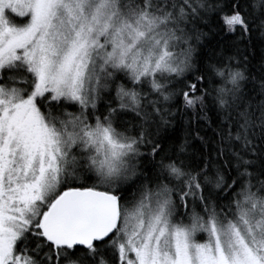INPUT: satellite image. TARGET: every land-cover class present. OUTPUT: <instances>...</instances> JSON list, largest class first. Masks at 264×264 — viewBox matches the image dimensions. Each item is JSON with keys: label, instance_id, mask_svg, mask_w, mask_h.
I'll return each instance as SVG.
<instances>
[{"label": "snow or ice", "instance_id": "6c2138e0", "mask_svg": "<svg viewBox=\"0 0 264 264\" xmlns=\"http://www.w3.org/2000/svg\"><path fill=\"white\" fill-rule=\"evenodd\" d=\"M254 34L264 0H0V264H264Z\"/></svg>", "mask_w": 264, "mask_h": 264}, {"label": "trees", "instance_id": "16d2710c", "mask_svg": "<svg viewBox=\"0 0 264 264\" xmlns=\"http://www.w3.org/2000/svg\"><path fill=\"white\" fill-rule=\"evenodd\" d=\"M210 2H214V0H210ZM212 22L214 23V21ZM198 30L207 33L199 42H193V46L196 49L195 55L198 58V66H203L209 59L214 60L221 55L228 56L235 53L236 50L230 46V42L226 43L224 38L218 35L214 28L205 25L203 22H199ZM257 35L258 34H254L251 45L244 53V55L248 57L247 71L255 77L264 74V43H261L260 40L257 39ZM241 48H243V45H241ZM101 107H103V105H101ZM189 115L191 114L189 113ZM187 119L188 116H185L182 120L179 115L174 118V128L169 129L167 133L170 139L166 141V146L173 140L180 141L184 138L186 134L184 121ZM196 126V122L194 121L192 127L195 128ZM200 127L202 129L201 134L210 135V131L207 130V125L204 121L200 122ZM202 148L203 145L201 141L195 138V132H193L190 137L189 154L193 152L198 153Z\"/></svg>", "mask_w": 264, "mask_h": 264}]
</instances>
